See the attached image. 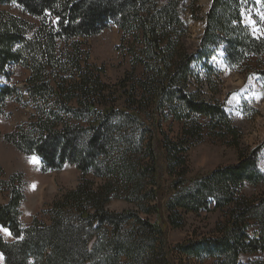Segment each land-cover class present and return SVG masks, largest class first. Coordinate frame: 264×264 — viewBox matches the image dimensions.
Wrapping results in <instances>:
<instances>
[{
    "label": "trees",
    "instance_id": "1",
    "mask_svg": "<svg viewBox=\"0 0 264 264\" xmlns=\"http://www.w3.org/2000/svg\"><path fill=\"white\" fill-rule=\"evenodd\" d=\"M181 1L0 0L40 20L36 25L0 9V71L13 63L32 70L26 85L36 111L31 130L20 126L15 143L22 151H38L51 167L71 163L82 174L78 186L53 203L50 224L36 218L29 226L22 223V173L0 182L9 192V201L0 206V225L14 237L0 235L2 264H173L167 231L159 223L137 209L107 207L117 197L142 199L147 176L156 186L154 209L165 224L183 227L186 213L221 214L213 231L173 249L200 264H264V173L258 149L240 151L236 163L188 177L194 146L211 137L239 148L241 130L220 102L191 88L195 57L182 40ZM249 3L212 0L199 49L223 44L231 65L264 82V34L254 36L242 19V7ZM111 22L119 27L118 50L129 63L115 84L102 80V68L82 66L78 50L80 39L99 35ZM12 91L18 90L1 88L0 102ZM122 96L127 98L119 107ZM159 114L179 122L176 137L159 135ZM83 118L88 125L76 123ZM91 170L102 183L86 177ZM165 175L172 178L168 189L161 183ZM243 255L257 257L244 262Z\"/></svg>",
    "mask_w": 264,
    "mask_h": 264
},
{
    "label": "rangeland",
    "instance_id": "2",
    "mask_svg": "<svg viewBox=\"0 0 264 264\" xmlns=\"http://www.w3.org/2000/svg\"><path fill=\"white\" fill-rule=\"evenodd\" d=\"M156 1L161 5L168 2V0ZM249 1L248 6L242 7L243 23L250 27L254 36L263 35L264 2L253 0V4L251 0ZM211 2L212 0H183L178 6L186 30L182 40L187 51L195 57L192 63L195 78L191 88L200 89L206 100L218 101L223 105L226 113L241 130V139L239 148L227 141L214 140L211 137L194 146L189 153L188 177H201L219 166L236 163L240 151L247 153L254 149L259 151L258 165L264 173V82L248 69L231 65L227 60L223 44L220 47L208 46L204 50L199 49L205 28L206 13ZM0 9L30 23L40 24L38 18L23 11L16 3L1 4ZM120 37L118 25L111 22L109 27L99 35L80 39L78 46L82 56V66L102 68L101 78L109 84L117 83L129 66L118 50ZM31 74L32 70L29 66L14 63L0 71V90L4 86H15L18 90L4 94L0 102V182L9 181L10 177L19 173L23 174L25 199L21 206V221L25 226L31 225L35 218L41 223L50 224V210L53 203L59 200L66 190L76 188L82 179L81 171L75 164L63 163L61 166L51 167L46 160L43 161L38 151H22L15 143L20 126H26L24 129L26 133L31 130L28 124L36 111L27 95L26 83ZM212 79L213 82L210 83L209 80ZM126 98L122 96L119 99V107L124 104ZM71 105L77 107L73 102H70ZM151 119L150 113L146 116L148 125H151ZM158 120L162 122L159 135L176 137L180 129L178 121L172 118L165 120L160 114ZM76 123L85 126L89 122L87 118H83ZM129 154L135 159L140 157V155L135 156L134 152ZM149 161L147 156L142 160L145 165ZM86 177L96 183L103 182V178L92 170L86 174ZM143 182L144 186L139 194H145L142 199L136 196L137 200L132 202L126 197H117L107 204L108 209L118 212L137 209L142 217L159 223L167 231V240L172 249L171 263L200 264L196 258L182 254L173 247L190 238L199 239L205 233L213 231L221 214L214 211L200 214L186 213L185 225L174 228L162 222L154 209L157 201L153 197L156 186L151 176H147ZM171 182L172 178L165 175L161 183L165 189H168ZM128 194L129 192H126L123 195ZM8 201L9 192L6 187L0 186V206ZM141 204L144 205L143 208L140 207ZM95 226L96 224L93 227ZM0 235L6 240H14L12 233L2 225H0ZM94 242L95 239L89 244V250ZM256 257V255H243L241 260L247 262ZM262 257L264 258V254ZM3 262L4 255L0 252V264Z\"/></svg>",
    "mask_w": 264,
    "mask_h": 264
}]
</instances>
